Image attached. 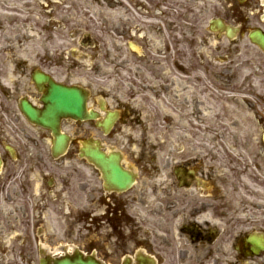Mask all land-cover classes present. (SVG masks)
<instances>
[{"label": "flooded vegetation", "instance_id": "obj_1", "mask_svg": "<svg viewBox=\"0 0 264 264\" xmlns=\"http://www.w3.org/2000/svg\"><path fill=\"white\" fill-rule=\"evenodd\" d=\"M86 2L82 7L71 5L65 15L66 0H0V46L26 44L37 28L43 43L48 39L42 31L50 30L57 40L67 16L100 20L108 44L121 45L123 51V72L114 75L118 82L99 71L95 62L88 68L76 56L66 65L49 66L42 59L39 70L27 68L22 57L0 62V98L8 103L0 102V256L15 252L18 245L24 264H35V250L58 257L81 252L99 264H264V105L256 110L264 96L250 97V119L260 125L258 133L175 132L161 141L144 128L159 123L171 129L204 125L205 93L197 91L205 86L202 77L195 79L200 72L174 60L177 46L192 43L197 25L193 11L198 16L211 14L209 19L231 25L237 35L248 29L264 34V0ZM16 29L27 37H20ZM216 35L222 44L225 33ZM68 37L75 44H95L84 31ZM198 43L205 45L206 38ZM168 61H174L171 69ZM79 69L100 77L103 84L75 76ZM35 73L82 91L94 116L86 122L60 119L57 132L69 137L68 152L79 163L84 130L76 125L86 124L84 139L133 174L127 191L106 186L92 164L82 189L79 183L74 189V176H65L61 167H47L45 158L61 165L64 156L54 157L51 131L31 123L20 111L21 102L44 109L42 99L49 87L36 86ZM80 193L85 196L82 208ZM81 230L89 236L85 251L79 246ZM39 238L53 240L44 244ZM41 263L53 264L48 257L36 264Z\"/></svg>", "mask_w": 264, "mask_h": 264}, {"label": "rangeland", "instance_id": "obj_2", "mask_svg": "<svg viewBox=\"0 0 264 264\" xmlns=\"http://www.w3.org/2000/svg\"><path fill=\"white\" fill-rule=\"evenodd\" d=\"M87 1V0H86ZM85 0H66L63 12L65 15L69 12L70 6H86ZM81 17L82 14L79 13ZM211 14H202L198 16L193 11V22L197 21L195 33H193L191 44L181 45L176 47L175 51V64H183L186 70L193 72L199 71L200 73L195 78L199 80L202 77L201 83L205 86L198 94L205 93L204 97L206 102L211 106L209 110V116L206 117L204 125L201 128L202 133H214L220 129L227 134H241L250 133L251 130L254 133L260 131V125L257 122H252L248 116V112L244 111L247 107L252 109L251 94L256 96H264V55L254 46L250 45L245 35L239 36V38L231 43L215 44L217 36L208 31L207 21L211 17ZM101 21L88 17V21L68 19L64 17V28L61 30L62 36H58V39H54L50 35V30L45 33L42 31L43 37L48 39L45 43H39L35 41V37L39 38L40 29L31 30V44H13L0 46V62L10 61L18 59V57L27 58L25 64L28 68L30 65H43L42 59H45V63L49 66L54 63L67 64V59L76 56L82 64H85L89 68L90 64L95 62V66L99 71L105 73V75L111 74L112 79H117L123 72L122 68V46L118 44H108L110 38L107 36V30L101 26ZM201 27L199 28V26ZM76 26V27H75ZM27 27L26 32L29 31ZM87 32L91 35L93 44L82 45L75 44L68 37V34L75 32ZM15 32L20 33V37H27L22 30L16 29ZM55 31H53L54 33ZM41 33V32H40ZM36 35V36H35ZM18 37V36H17ZM112 37L116 38L113 34ZM200 38H206L207 43L202 45L199 42ZM97 42H103V44H96ZM75 51L72 52V49ZM181 54V55H180ZM62 55H64V60ZM184 55V56H183ZM184 57V58H183ZM82 58L84 60L82 61ZM183 58V59H182ZM29 59V60H28ZM31 60V61H30ZM49 60L50 62H48ZM18 61V60H17ZM14 62V61H13ZM19 62V61H18ZM16 62V63H18ZM171 69L174 61L166 62ZM30 64V65H29ZM6 69L7 67H1ZM12 68V66L8 67ZM53 72L57 71L55 68H49ZM114 77V75H116ZM75 76L92 78V75L86 69H79L75 71ZM96 85L103 84L100 77L92 78ZM108 80L109 77L107 78ZM194 79V77H192ZM121 84H117L120 87ZM194 96L195 93H192ZM192 99L194 97L191 96ZM232 101V102H231ZM0 102L8 105L7 101L0 98ZM264 99L262 103L256 106L257 112L263 107ZM232 105V109L230 106ZM6 111H12L11 108H5ZM2 117V114L0 112ZM263 125V124H261ZM78 128L84 131H80L81 135L79 140H85L88 136V126L86 124L76 125ZM147 133L156 135L161 141H167L168 136L171 133H177V135L188 134L197 131V126L190 123V125H175L172 129L167 124H145L144 126ZM191 131V132H190ZM86 135V136H83ZM168 147L162 148L168 150ZM47 167H61L63 174L73 175L71 180L74 189L79 183V187L82 189L87 186L91 167L83 162H75L74 156L69 152L60 162L61 165H55L50 163L48 158H45ZM76 172L77 174L73 173ZM85 196L80 193L79 201L80 207L84 203ZM260 213H263L262 211ZM262 224V221L259 222ZM88 233L86 230H81L79 237L80 249L87 250ZM41 243H51L53 239L39 238ZM39 243H35L38 245ZM56 245V244H54ZM40 253L36 250L31 254V259L36 264L40 258ZM24 253H20V249L17 245L15 252H7L4 256H0V264H24Z\"/></svg>", "mask_w": 264, "mask_h": 264}, {"label": "water", "instance_id": "obj_3", "mask_svg": "<svg viewBox=\"0 0 264 264\" xmlns=\"http://www.w3.org/2000/svg\"><path fill=\"white\" fill-rule=\"evenodd\" d=\"M250 38L256 42L261 49L264 50V37H259L257 35H251ZM37 85L44 81V78L41 76H36L34 78ZM50 94L47 98L44 99V103L46 104L45 111L38 115L31 108L24 106L23 112L32 122H35L43 127L50 128L55 131L56 121L59 117H71L76 120L86 119L88 116L85 112L84 98L78 93L74 91H69L67 89H61L58 86L51 85ZM65 138L62 136H58L56 138V144L54 147V151L56 153L61 152L63 150ZM91 151L85 150V156L90 157ZM95 162L104 173H107L109 169L113 176L122 173L120 170L108 163L107 160L104 159L101 155L95 156ZM111 166V167H109ZM123 183H129L130 179L127 176L122 175ZM113 182V181H112ZM117 184H120L119 181H115ZM114 183V182H113ZM57 264H67V262H59ZM75 264H93L91 261L83 262L81 259L77 260Z\"/></svg>", "mask_w": 264, "mask_h": 264}, {"label": "bare ground", "instance_id": "obj_4", "mask_svg": "<svg viewBox=\"0 0 264 264\" xmlns=\"http://www.w3.org/2000/svg\"><path fill=\"white\" fill-rule=\"evenodd\" d=\"M35 41H38L39 43H40V40L39 39H35ZM32 43V41H30V42H28V43H26V44H31ZM206 108L208 109V110H210L211 109V106L206 102Z\"/></svg>", "mask_w": 264, "mask_h": 264}]
</instances>
